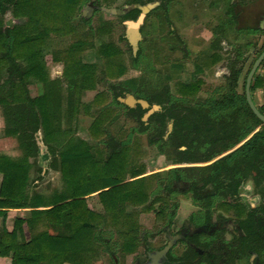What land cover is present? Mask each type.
I'll use <instances>...</instances> for the list:
<instances>
[{"label": "trees", "instance_id": "1", "mask_svg": "<svg viewBox=\"0 0 264 264\" xmlns=\"http://www.w3.org/2000/svg\"><path fill=\"white\" fill-rule=\"evenodd\" d=\"M82 2L83 0H0V106L7 123L5 134L20 135L24 153L21 159L0 157V173L3 175L0 217L5 220L10 209H30L29 217L16 219L11 231L5 226L0 231V258H11L12 264H99L103 250L107 249L109 255L114 254L105 238L112 231L121 243V254L133 255L142 240L139 236L138 215L128 212L127 207H142V212H150L157 201L164 200L158 194L159 186L174 194L178 192L174 181L184 179L187 188L183 193H192L196 202L205 201L200 205L206 209L202 223L205 225L210 224L209 210L214 206L216 197H236L248 172L256 184H260L264 178V125L250 110L245 97L247 74L264 50V45L246 73L242 93L233 89L231 96L226 99L206 100L192 106L184 98L198 94L202 84L198 80L189 85L176 83L178 96L167 89L153 99L140 96L150 105L154 103L161 109L151 115L148 125H145L141 119L146 110L140 106L134 109L125 107L128 114L137 118L139 126L127 134L128 139L121 140L114 138L107 130L114 121L113 110L107 104V95L99 92L92 105L104 108L94 119L89 131L96 141L108 138V141L102 142L103 147L95 148L62 131L61 123L54 121L55 111L58 109L55 110L51 105V95L32 98L28 84L32 79L39 80L42 73H45L46 62L42 58V52L46 39L51 35L74 34L77 40L59 53L65 66L64 74L71 80L70 88H73L68 95L70 104L78 102L80 90L96 89L97 68L94 64H84L80 57L86 48H94L93 41L83 38V34L77 31L79 27L72 23ZM98 2L112 7L115 0ZM155 2H160V8H164L171 0H130L127 5L147 6ZM10 12L14 18H25L26 22L6 26L3 17ZM140 14L141 10L136 7L121 19L136 21ZM96 52L105 60L104 73L109 79L118 80L125 75L127 68L122 62L121 49L112 43H104ZM139 53L136 57L131 55L133 66L139 62ZM215 60L211 63L215 64ZM263 64L264 61L261 65ZM236 66L237 60L227 65L231 71L228 80L234 86L241 74ZM257 85L255 75L251 93ZM125 90H128L126 85ZM112 91L115 92V87ZM114 92V102L119 104L117 98L123 94ZM59 98L60 95L56 94V100ZM90 108L91 105L84 106L86 111ZM259 111L264 114L261 109ZM168 121L173 122V130L169 141H164ZM258 127L259 131L237 150L204 171L196 169V174H193V169H172L166 174L146 175V166L139 162L142 153L139 137L134 134H149V143L159 144L163 149L167 145L172 146L176 152V164H180L194 163L197 160L211 161L241 144ZM40 129L53 156V166L59 168L66 184L62 193L52 197L39 194L29 196L27 192V163L30 157L37 154L35 134ZM61 136L66 138L65 142L60 141ZM181 147L186 149L181 151ZM186 172L190 174L187 175ZM162 183L165 184L164 187ZM208 185L212 187L211 193L200 191V188L204 189ZM93 194H97L102 211L89 207L87 197ZM151 197L154 198L152 201ZM216 208L231 210V206L226 203H220ZM233 211L240 219L245 213L242 207ZM161 214L162 211L157 215L162 216ZM238 223L244 235L238 240L239 245L234 252L228 250L227 246L221 250L214 247L212 252L216 254L215 263L210 262L209 255H203L202 260L208 264H217L220 260L223 261L222 264H228L232 255L264 253V202L257 208H250L246 219L238 220ZM211 246V242L200 245L203 249H210ZM197 255L193 251V255L188 257L194 259ZM169 256L171 257L170 254ZM255 264H264L261 256Z\"/></svg>", "mask_w": 264, "mask_h": 264}, {"label": "rangeland", "instance_id": "2", "mask_svg": "<svg viewBox=\"0 0 264 264\" xmlns=\"http://www.w3.org/2000/svg\"><path fill=\"white\" fill-rule=\"evenodd\" d=\"M129 1L130 0H115L112 7H106L101 5L98 0H83L80 5L79 13L73 18L72 23L75 27H79L77 31L83 34V38L93 41L94 47H100V44L104 43H112L122 50V62L125 64L127 72L119 79H121V81L122 79H128L129 82L126 80L125 85L131 88L134 86V81L138 77H141L145 85L149 88L144 94L135 92L136 96L152 98L166 89L169 92L171 91L174 96H178L176 94L175 85L176 83H180L179 79L184 80V77H187V81L192 80L191 83L198 80L202 81L198 94L192 97H185L184 99H187L186 103L192 106L204 103L206 100L215 101L226 99L228 96H231L233 89L238 90L239 93L243 92V82L246 73L258 51L257 45L251 46L248 42L256 38L242 35H235L234 37L231 33L228 38L226 36L224 38V35L227 33V27L225 24L223 27L217 24L218 20H222V9L218 7L216 0H172L173 4L167 9H162L160 7L153 9L152 12L144 18L140 27L142 34L138 51L140 52V59L136 66H133L131 60L132 48L126 41L121 39L126 32L125 21L121 19L122 16L114 15L103 10L104 8H125ZM217 9H219L221 13H217ZM83 17H85V19L88 18L86 19L87 23L82 20ZM13 18L10 12L3 17L4 24L6 26H14L19 22H21V24L26 22L25 18L21 20L16 18L14 20ZM92 35H94V37L91 38ZM75 40H77V37L74 34H66L63 36L51 35L48 40V49L49 51H55L54 49L61 48L60 50L62 52L66 50L68 44L73 43ZM220 42L221 44L224 42V46H221ZM221 47L222 49H220ZM91 50L92 49H90V52L86 51L82 58L85 62H89V64L93 65L96 61L93 57L94 50ZM214 51L220 52L224 59L229 57L233 59V53H239L235 60H239L238 66L236 67L240 69L241 76L238 77L239 79L236 86L228 80V75L231 74V71L227 70L226 66L231 62V59L219 66L202 70V72L194 76L193 59L200 58V55H203L201 53L205 52L210 55ZM102 59L103 63L100 65L102 69L100 70L102 72L101 83L99 80L96 85V91L89 90L90 92L81 95L83 96V104L91 105V109L89 115L83 113L81 130L78 132L79 137L85 138L84 140L89 141L95 148L103 147L102 142L106 141L107 138L105 140L103 138V140L99 142L94 140L90 134V126L98 116V112L96 111L99 108L96 105H92V102L99 92H104L107 95V103L110 102V94L107 91L114 87L118 89L117 87L119 85L116 79H109L105 75V60L104 58ZM53 68L54 70H52V73L57 69V66ZM96 68L98 72V64ZM179 71H182V74L180 73L179 75ZM139 85L143 86L142 84ZM127 91V96H132L133 92L131 89ZM32 92L39 93V89H35L32 86ZM137 123V119L126 114L118 118L107 130L110 134L112 133L111 135H118V132L126 133L130 127L136 126ZM65 139L66 138L61 136L60 141L65 142ZM139 141L142 150L139 162L146 166V175L160 173L170 168L172 159L170 161L168 157L162 153L164 149L159 144L150 145L148 143L149 134H141ZM157 148H159L160 153ZM175 153V150H173L171 158L175 156ZM38 162L43 169H47L48 162L50 161L41 162L38 160ZM35 171L36 169H31L32 179L38 176L37 171ZM162 174L164 173L162 172ZM44 175V179L39 182L37 187L38 193H41V195L45 197H52L64 191L66 184L63 183L59 173L48 171ZM164 185L165 184L162 183L163 187ZM177 186L180 187L181 192L187 188L186 185L181 183H178ZM181 192L170 194L165 189H160L159 186L158 194L164 200L161 202L157 201L150 212H142V207L136 210H132L131 207L127 208V211L138 215L137 217L139 218L140 224L139 236L142 240V244L135 254L124 256L120 252L121 243L116 233L112 231V233L108 234L105 238L107 239L109 248L114 254L109 255L107 249L103 250L99 258V264H138L142 261L148 263L150 260L146 252L147 250H151L150 252L160 251L169 243H172L169 253L174 256L175 254L181 253V248L183 247V243L180 241L182 236L176 235L179 234L182 229L189 228V226L193 224L194 229L201 228V231H203L204 229H210L211 225L215 224L213 223L215 221H226L220 222L218 226L215 225L216 228L213 227L209 230L210 232H219L223 229L221 224H230L229 219L232 220V218L225 216L222 210L215 209V211L214 205L209 210L210 213H212L210 214L211 223L209 225H202L206 209L201 208L200 205H203L205 201L201 200L200 202H196L193 199L192 193L184 194ZM204 192H209V189H204ZM153 197H151L150 201L154 199ZM160 197L158 199H160ZM89 204L93 209L102 211V206L96 198L89 199ZM160 211H162V216L157 215ZM4 226L8 229L6 221H3V224L0 221V230ZM193 233H195V230ZM205 234L200 236V239L203 241L209 239L207 234ZM225 237L226 239L230 238L227 234ZM172 251L175 254H173ZM260 256L261 261L264 262V253ZM165 258L158 262V264H165L163 263ZM238 264H249V261L248 259H243L239 261Z\"/></svg>", "mask_w": 264, "mask_h": 264}, {"label": "crops", "instance_id": "3", "mask_svg": "<svg viewBox=\"0 0 264 264\" xmlns=\"http://www.w3.org/2000/svg\"><path fill=\"white\" fill-rule=\"evenodd\" d=\"M218 3V7H220L222 10V15L221 18L222 20H218L217 24L220 25L221 27L224 26V24L227 27V33L224 35L228 38L229 35L232 34V36L235 35L236 36H249L250 38H256L252 41H249L248 44H250L251 46H256L258 47V51L256 52V54L259 53V51L261 50V48L264 45V0H216ZM155 4V6L150 9V11L146 14L145 17H147L153 9L159 8L160 7V2H155L152 3ZM173 4V1L171 0V2L166 5L164 7V9L169 8L171 5ZM128 6V5H127ZM163 9V8H162ZM217 13H221V11L219 9L216 10ZM9 14V13H8ZM7 15V14H6ZM5 15V16H6ZM4 16V17H5ZM15 20V18H13ZM22 19V18H21ZM20 19V20H21ZM83 20L86 21L88 18L85 19V17L82 18ZM126 22V21H125ZM124 22V23H125ZM16 25H21V22H19ZM13 26V25H12ZM9 26V27H12ZM197 28V27H196ZM230 31V32H229ZM141 33V30H140ZM231 33V34H230ZM51 37V36H50ZM121 39H123L124 41H126L128 44V40L126 38V32L125 35L121 37ZM141 39H142V34H141ZM48 39H46V44L44 46L43 52H42V58L44 59V61L46 62L45 64V73H42V77L39 80H30L29 84H28V90L30 93V96L32 98H38V97H42L46 94L51 95V100L49 99V101H51V105L53 106V108L56 110L58 109L56 112V116H55V123L57 121H59L61 123V127H62V131L67 132L66 134L70 135V137L74 138V139H81L84 140L85 138L79 137V130H81V125H82V117H83V113H87L89 115V111H86V109H84L83 107L85 105L88 104H83V96L85 93L90 92L89 90H80L79 93V97H78V102L76 104H78V107L76 108L75 105L70 104L69 99H68V95L69 93H71L72 91V87L70 88V81L66 75L64 74V63L61 61V58H59V53L61 52V48L58 49H54L55 51H49L48 49ZM180 40V38H179ZM72 43L68 44L66 46V48H68ZM221 44V42H220ZM101 45V44H100ZM99 45V46H100ZM130 45V44H129ZM139 45L140 42L138 44V51H139ZM224 46V42L221 44V46ZM131 47V46H130ZM97 48L99 47H94L92 48L91 51H93L94 54V58L96 63H93L94 65L99 66V70H98V82L100 80L101 83V67L100 65L103 63V59L100 55L97 54V52L95 50H97ZM132 48V47H131ZM224 48V47H223ZM222 49V47L220 48ZM89 51L90 52V48H86L85 50H83V52L80 54V57L82 59V62L84 64H89V62H85L82 58L83 54ZM203 55H200V58L196 57L197 59H193V68H194V76H196L199 72H202V70H206L214 67V66H219L220 64L224 63L225 61H229L231 58H227L224 59L223 55L220 54V52L218 51H214L212 54L208 55L205 52L201 53ZM131 55L133 57H136V55L133 54V49H132V53ZM239 55V53L235 54L233 53V59H231V62H233L235 60V58ZM256 57V56H255ZM216 59L215 61H217L215 64H212L211 62ZM239 61V60H238ZM54 66H57V69L52 73V70H54ZM227 68V66H226ZM228 70V68H227ZM179 75L180 73L182 74V71L178 72ZM241 76V74H240ZM169 77V76H166ZM185 79H179L180 83H183L185 85H189L191 84L192 80L187 81V77H184ZM256 79H257V86L254 88L253 93H252V99L255 103V105L258 107V109H261L264 112V64L260 66V68L258 69L257 73H256ZM128 80V79H126ZM124 79H118L116 80L117 83H119L118 85V89H115V92L112 91V89L108 90L107 92H109L110 94V102H108L107 104L112 108L113 110V123L118 119L121 118V116L123 115H130L132 116L134 119L135 118L132 114H128L125 111V107H128L129 109H134L137 106H140L143 110H146V113L144 114V116L142 117V122L145 125H148V121L149 118L151 117V115H153L155 112L159 111L161 109V107L159 105L156 104H152L150 105V103L148 101H146L145 99L140 98V96H136L135 92H139V93H146L149 88L147 87V85H145V83L143 82V79L141 77H138L135 81H134V86L127 87L126 89H131L132 96H127V91L125 90V81ZM97 82V84H98ZM123 82V83H122ZM129 82V80H128ZM124 84V85H122ZM142 84L143 86L139 85ZM32 86L36 89H39V93H33L32 92ZM141 86V87H140ZM96 91V90H95ZM114 93H118V94H123L122 96H119L117 98V102L119 104H116L114 102ZM170 93L172 94V92L170 91ZM56 94L60 95L59 100H56ZM126 95V97H125ZM157 95V94H156ZM129 97H132L134 99V101L139 102V101H144L147 103L148 107L145 108L143 107L141 104L139 103H134L133 105H129L127 104V100ZM146 97V96H144ZM55 98V99H54ZM154 96L150 99H153ZM185 99V98H184ZM187 100V99H186ZM82 102V103H81ZM104 107H99L97 109L96 112H98V115L100 114L101 110ZM91 109V108H90ZM150 112L149 115H147ZM138 121V120H137ZM6 120H5V116L3 114V108L0 106V157L1 156H6L8 158L11 159H21L24 157V153H23V149H22V145H21V140H20V135H16V136H7V134H5V129H6ZM108 124H110V122H108ZM111 124V125H112ZM109 125V126H111ZM139 125V122L137 123L136 126L134 127H130V129L128 131H126V135L125 133H119L118 135H112L114 138L117 139H128L127 138V134L133 131L134 128H137ZM173 130V122L172 121H168L166 123V127H165V134H164V141H169V136L172 133ZM257 131H259V127L252 132L250 135H248V137H246V139L239 144L238 146H236L234 149H230L227 152H224L222 155L217 156L215 158H213L211 161H203V160H197L194 163H187V162H181L180 164H176V159L175 156H173V158H171V153L174 150L172 146L167 145L164 147V150L162 153L165 154V156L168 157V159L171 161V166L169 169L162 171L164 174H166L167 172H169L172 169H193L195 170L193 174L197 173L196 169H199V172L204 171V169H207L208 167H210L213 163L217 162L218 160L222 159L223 157L231 154L232 152H234L235 150H237L241 145H243L247 140H249L254 133H256ZM112 134V133H111ZM137 134L135 136H139L141 134L138 133H134ZM145 135V134H142ZM107 138V137H106ZM104 138V140L106 139ZM35 139H36V144H37V154L35 157H30L28 160V165H29V180H28V185H27V192L29 194V196L35 195V194H39L41 195V193H38L37 191V187L39 185V182H41L44 178V174H46L48 171H52L53 173H59L60 174V170L58 167H54L53 166V156L52 154L49 152L48 149V145L45 143L44 141V136H43V132L40 129L36 134H35ZM87 141V140H84ZM108 141V138L107 140ZM89 144H91L89 141H87ZM149 143V141H148ZM150 144V143H149ZM150 144V145H154ZM159 153L160 150L159 148H157ZM186 148L185 147H181L179 150L184 151ZM38 160H40L41 162H48L49 164L47 165L48 168L47 169H43ZM34 168L37 171L38 176L36 178L31 177V169ZM35 171V172H36ZM162 172H160V174H162ZM159 173V172H158ZM155 174V173H154ZM186 174H190V172H186ZM61 175V174H60ZM246 175L247 178L246 180L242 183V185L239 187V191H238V195L234 198H224V197H216L214 199V205L215 208L214 210H222L224 212V215L229 217V218H234L233 215L235 216V209L237 208H232V206L235 203H240L245 207H257L263 204L264 202V178H262V182L260 184H256L254 181V178L251 176L250 172H248ZM62 179V177H61ZM2 182H3V175L0 173V190H1V186H2ZM64 183V182H63ZM178 183L184 184L186 185L187 182L184 181V179H178L176 181H174V186L178 189V192H181L180 187H178ZM201 185V184H200ZM202 186V185H201ZM204 189H209V193H211L212 191V187L210 185L206 186ZM203 188H200V191L204 192ZM183 193V192H181ZM92 198H96L98 201V197L97 194H93L90 197H87V203L89 205V207L91 209L92 206L89 204V199ZM220 203H226L227 205L231 206V210H223V209H217V205ZM131 206H128L127 208H129ZM132 210H136L137 208H133L131 207ZM95 211H97L96 209H93ZM215 210V211H216ZM130 212V211H128ZM212 214V213H211ZM30 215V209H10L7 211V215L6 218L4 220L3 217H0V221L3 224V221H6V225L9 231H11L13 229L14 226V222L16 219H27ZM1 231V230H0ZM151 253V252H150ZM0 264H12V260L11 258H0Z\"/></svg>", "mask_w": 264, "mask_h": 264}, {"label": "flooded vegetation", "instance_id": "4", "mask_svg": "<svg viewBox=\"0 0 264 264\" xmlns=\"http://www.w3.org/2000/svg\"><path fill=\"white\" fill-rule=\"evenodd\" d=\"M242 207L245 211V213L242 216V219H240L239 217H237V215H233L234 218H232V220L229 219L230 224H226L223 225L221 224V226L223 227V229H221V231H212L210 232L209 230H211L213 227L218 226L219 223L221 222H226V221H215L213 223H215L214 225H211L210 229H204L201 232H194V225L191 224L189 226V228H184L182 229L179 234L176 235H181L182 238L180 239V241L183 243V247L181 248V253L175 254L174 256L171 255V253H167L166 258L164 260L163 263L165 264H198V262H200V264H208L205 260H202L203 255H209L210 258V262L211 263H215V258H216V254L215 252H212V250L214 249V247H218L219 250L222 249V247L227 246L226 248L232 252H234L233 250L236 249V247L239 245L238 240L244 235L242 234V231L240 229V225L238 223V220H244L247 217V213L249 211L250 208H257V207H245L240 203H235L232 208H239ZM211 223V221H210ZM209 225V224H207ZM216 228V227H215ZM207 234V236L209 237V239H206L205 241L200 239V236L203 234ZM205 234V235H206ZM229 235L230 238L226 239L225 235ZM180 242V243H181ZM209 242H211L212 246L210 249H203L202 247H200V245H206ZM170 251V250H169ZM193 251H195L198 255L193 259L192 257H188L189 255L192 256L193 255ZM213 257H212V255ZM148 254V252H147ZM169 254L171 255V257L169 256ZM223 254H225V252H223ZM231 261L228 264H238L239 261L243 260V259H248L249 264H255L257 262H259L260 260V255L254 253V252H248V253H244L243 255H232L230 257ZM145 261H142L141 263L138 264H144ZM222 260H220L217 264H222Z\"/></svg>", "mask_w": 264, "mask_h": 264}, {"label": "water", "instance_id": "5", "mask_svg": "<svg viewBox=\"0 0 264 264\" xmlns=\"http://www.w3.org/2000/svg\"><path fill=\"white\" fill-rule=\"evenodd\" d=\"M154 6H155V4H149L147 6H127V7L122 8V9H120V8H113V9L104 8L103 9L105 12H109V13H112V14L118 15V16L126 15L130 10H132L133 8H136V7L141 10V14L136 21H126L125 22L126 38L129 42L130 46L133 49L134 55L137 54L138 44L141 41V33H140L141 24L143 23V20H144L146 14ZM263 61H264V50L257 57V59L255 60V62L252 65L249 73L247 74L246 81H245V97H246V101H247V104H248L250 110L264 125V114H262L259 111L258 107L255 105V103L252 99V93H251L252 82L254 80V77H255L258 69L260 68L261 64L263 63ZM126 102L129 105H133L136 101H134V99L132 97H129ZM136 103L141 104L145 108L148 107L147 103L144 101H139ZM149 114H150V112L147 115H149ZM194 230H195V232H201L202 229L197 228ZM171 247H172V243H169L167 246H165L160 251L148 253V257H149L150 262L144 263V264H158V262H160L163 258H165V256L167 255V253L169 252Z\"/></svg>", "mask_w": 264, "mask_h": 264}]
</instances>
